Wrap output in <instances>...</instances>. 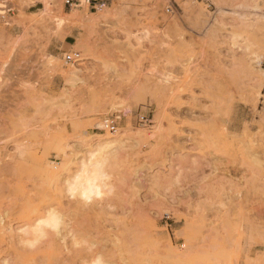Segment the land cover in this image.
Wrapping results in <instances>:
<instances>
[{"label":"rangeland","instance_id":"obj_1","mask_svg":"<svg viewBox=\"0 0 264 264\" xmlns=\"http://www.w3.org/2000/svg\"><path fill=\"white\" fill-rule=\"evenodd\" d=\"M8 1L0 264H264V0Z\"/></svg>","mask_w":264,"mask_h":264},{"label":"bare ground","instance_id":"obj_2","mask_svg":"<svg viewBox=\"0 0 264 264\" xmlns=\"http://www.w3.org/2000/svg\"><path fill=\"white\" fill-rule=\"evenodd\" d=\"M87 161L89 162L87 165L82 166L79 170H77V172L74 175L70 176L67 179V183H68L67 193H69L70 197L78 195L85 201L90 200L92 194H99L97 190V186L95 184L99 169V166L97 165V160L95 158H89ZM42 224L56 228L58 223L56 220L48 219L45 222L42 220ZM92 264H103V263L100 261H96Z\"/></svg>","mask_w":264,"mask_h":264},{"label":"built area","instance_id":"obj_3","mask_svg":"<svg viewBox=\"0 0 264 264\" xmlns=\"http://www.w3.org/2000/svg\"><path fill=\"white\" fill-rule=\"evenodd\" d=\"M2 5L0 7V24L7 25L8 19L11 18V12L13 8L10 6V2L8 0H1ZM86 3H88L92 8L94 7H102L106 5V0L104 1H97V0H85ZM65 5L72 7V6H79L80 2L78 0H64ZM79 55L74 54L73 57L71 55H67L65 57V61H73L78 59ZM120 117L118 116H111L109 118H106L102 120V126L105 129H108L110 132H115L117 130L118 124H119Z\"/></svg>","mask_w":264,"mask_h":264},{"label":"crops","instance_id":"obj_4","mask_svg":"<svg viewBox=\"0 0 264 264\" xmlns=\"http://www.w3.org/2000/svg\"><path fill=\"white\" fill-rule=\"evenodd\" d=\"M97 1L99 2V1H104V0H97ZM263 69H264V67H263Z\"/></svg>","mask_w":264,"mask_h":264}]
</instances>
